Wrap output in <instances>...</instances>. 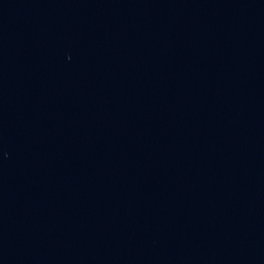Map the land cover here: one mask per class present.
<instances>
[{"label": "water", "instance_id": "1", "mask_svg": "<svg viewBox=\"0 0 264 264\" xmlns=\"http://www.w3.org/2000/svg\"><path fill=\"white\" fill-rule=\"evenodd\" d=\"M0 264H264V0H0Z\"/></svg>", "mask_w": 264, "mask_h": 264}]
</instances>
